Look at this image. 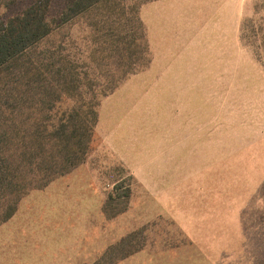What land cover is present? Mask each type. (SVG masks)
Wrapping results in <instances>:
<instances>
[{
  "label": "rangeland",
  "instance_id": "1",
  "mask_svg": "<svg viewBox=\"0 0 264 264\" xmlns=\"http://www.w3.org/2000/svg\"><path fill=\"white\" fill-rule=\"evenodd\" d=\"M37 1L6 0L0 15ZM70 3L50 0L52 32L25 58L54 103L19 120L37 150L75 110L97 121L71 171L43 179L29 153L22 224L76 213L88 238L42 231L45 249L65 238L46 254L59 264L80 245L104 248L95 264H264V0H104L63 23Z\"/></svg>",
  "mask_w": 264,
  "mask_h": 264
},
{
  "label": "trees",
  "instance_id": "2",
  "mask_svg": "<svg viewBox=\"0 0 264 264\" xmlns=\"http://www.w3.org/2000/svg\"><path fill=\"white\" fill-rule=\"evenodd\" d=\"M5 1L0 0V6ZM102 1L75 0L73 3L70 0L61 20L68 23ZM49 6L50 0H39L21 15L9 20L0 15V209L7 212L0 222L13 217L26 191L24 166L33 163L29 153L33 156L42 155L34 166L43 171V179L52 177L50 171L59 173L56 171L59 164L63 165L64 173L71 171L84 161L92 139L94 125L88 122L92 117L95 123L97 121L94 111L88 119H83L85 116L75 110L66 122L44 136L43 141L34 143L38 150L35 147L28 148L24 141L25 130L22 120H19V113L37 100L44 105L54 103L56 95L50 82L40 78L39 66L25 60L52 32L48 21ZM69 85L65 83V87ZM35 151L38 152L33 154ZM47 184L48 180L44 185Z\"/></svg>",
  "mask_w": 264,
  "mask_h": 264
},
{
  "label": "crops",
  "instance_id": "3",
  "mask_svg": "<svg viewBox=\"0 0 264 264\" xmlns=\"http://www.w3.org/2000/svg\"><path fill=\"white\" fill-rule=\"evenodd\" d=\"M66 208L67 207L58 206V208L55 209L57 212H51L50 218H44L42 214V218L40 216V219L34 225L22 224L19 218L20 216H18L21 212L19 209L17 212L18 214H15L17 215L16 218L14 217L16 222L13 223L12 221L14 219H12L9 222L7 221L8 223L5 222L1 228L3 231L0 232V234L3 232L6 233L0 235V264H59L60 262H58V260L46 254H54L58 243L71 235L76 238H88V234L85 232L82 223L77 225L70 223V221L75 218L76 213H72V211L65 212ZM51 225L58 227H55V232L59 229L64 230L65 228H67L69 232L64 234L66 235L65 238L52 237L54 244L51 248L45 249L44 247L47 245L51 234L47 235L46 233H42V231L53 230V228L50 229ZM44 234L47 235V237H43ZM40 247L42 248V252L39 251ZM87 247L88 246L83 247V245H80L76 248H68L67 252L69 253V258L67 264L97 263L100 260H97V258L104 248H102V250L90 251ZM60 251L61 253L65 252L64 248H61ZM129 257L130 258L126 261L130 260L134 262L137 259L134 253L130 254ZM153 263L154 262L150 264Z\"/></svg>",
  "mask_w": 264,
  "mask_h": 264
}]
</instances>
